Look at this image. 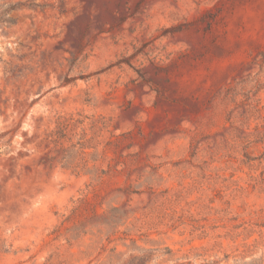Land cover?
I'll return each instance as SVG.
<instances>
[{
  "label": "rangeland",
  "instance_id": "374dc122",
  "mask_svg": "<svg viewBox=\"0 0 264 264\" xmlns=\"http://www.w3.org/2000/svg\"><path fill=\"white\" fill-rule=\"evenodd\" d=\"M0 264H264V0H0Z\"/></svg>",
  "mask_w": 264,
  "mask_h": 264
}]
</instances>
